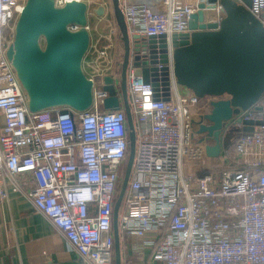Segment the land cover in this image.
Here are the masks:
<instances>
[{"label":"built area","instance_id":"obj_1","mask_svg":"<svg viewBox=\"0 0 264 264\" xmlns=\"http://www.w3.org/2000/svg\"><path fill=\"white\" fill-rule=\"evenodd\" d=\"M26 1L0 0V196L7 198L10 190L25 194L82 264H114V208L130 154L123 103L117 111L103 105L106 76L113 78L122 99L124 51L122 38L119 50L115 36L118 25L114 21V40L106 45L91 39L84 59V72L94 83L92 107L33 113L7 57ZM54 1L57 7L86 3L88 19L100 7L113 12L112 0ZM119 6L131 38L126 77L136 134L118 216L119 235L127 237L131 256L123 264H146L148 251L151 264H264V125L244 131L245 122L264 121V95L223 127V138L230 127L235 132L233 148L222 150L223 166L196 175L184 170L193 147L211 146L198 130L210 125L205 116L211 115L214 99L195 97L177 83L173 38L217 29L226 17L221 0H119ZM246 8L264 27V0H252ZM134 37L140 38L144 60L152 55L157 61L159 84L166 68L167 101L162 86L155 92L135 73ZM151 37L156 39L152 51L143 45ZM201 157L213 166L221 164Z\"/></svg>","mask_w":264,"mask_h":264},{"label":"water","instance_id":"obj_2","mask_svg":"<svg viewBox=\"0 0 264 264\" xmlns=\"http://www.w3.org/2000/svg\"><path fill=\"white\" fill-rule=\"evenodd\" d=\"M117 25L121 32L124 57L121 72V94L117 92L111 76L104 78V90L108 97L104 109L117 111L121 103L126 111L130 130V154L121 191L114 208L115 260L121 264V245L118 216L130 179L135 152L136 134L128 102L127 67L131 53V38L119 6V0H112ZM221 0L226 17L215 30L195 31L190 36H174L175 77L177 83L195 97H211V115L207 127L201 125L198 134L207 135L214 143L208 147L209 156L219 158L226 149L223 138L224 124L234 114L255 106L264 95V27L250 13L252 0ZM87 4L72 1L57 7L54 0H27L15 25L13 43L7 50L17 78L29 99L33 113L63 108V114L71 108L78 112L89 110L94 103V83L84 72L83 63L91 45L88 28ZM99 17L105 9L95 10ZM78 26L76 31L72 27ZM138 51L140 38L134 37ZM154 37L144 43L151 51ZM162 48H166L165 36L160 37ZM165 63L166 55L162 56ZM157 61L151 55L150 61H135V73L142 75L144 82L151 83L155 92L163 87L164 100H168L169 81L166 68L159 84ZM122 100V102H121ZM245 132L253 126L264 125V121H248ZM235 138V135H234ZM233 138V139H234ZM205 141L204 138L199 140ZM230 146V145H229ZM228 146V147H229Z\"/></svg>","mask_w":264,"mask_h":264},{"label":"crops","instance_id":"obj_3","mask_svg":"<svg viewBox=\"0 0 264 264\" xmlns=\"http://www.w3.org/2000/svg\"><path fill=\"white\" fill-rule=\"evenodd\" d=\"M100 18V21H104L103 17ZM89 26L91 38L94 40L90 23ZM203 163L206 167H215L206 165L207 161ZM223 165L224 163L220 164V166ZM198 171L195 169L190 174ZM120 245L121 264H123L131 258L128 254L127 237L120 235ZM149 255L150 251L145 254L146 264H151ZM135 259L133 256L132 260ZM0 264L82 263L65 238L42 214L36 211L26 195L10 190L7 198L0 196Z\"/></svg>","mask_w":264,"mask_h":264},{"label":"rangeland","instance_id":"obj_4","mask_svg":"<svg viewBox=\"0 0 264 264\" xmlns=\"http://www.w3.org/2000/svg\"><path fill=\"white\" fill-rule=\"evenodd\" d=\"M103 16H104L103 17L104 21H100L99 19H101V18L97 17L96 15L89 17V23L91 25V31L93 33V38H94L93 44H98L100 47L107 44L106 40H109V39L111 41L114 40V37L112 36V33H111V30H112L111 28L115 27L114 21L116 22L114 7H113V12L110 11V9H109L108 14L105 13V15H103ZM102 26H104V27H102ZM115 36L119 42L118 44H119V50H120V48H121V42H120L121 32H120L119 27L117 30V35H115ZM143 57H144V55L141 54L139 51L135 52V58H134L135 61H138V60L142 61L145 59ZM226 123L224 124V126H226ZM232 129L233 128L230 127L225 133L224 141H225V145H226V150L229 149L233 144V138H234L235 132ZM208 144L211 146L214 145V143L212 141H209ZM220 158L221 157H219L217 159L221 162ZM223 163H224V160L222 159L221 165ZM206 165H208V166L212 165L211 161L210 160L207 161ZM215 167H221V166H219V164H218ZM212 168H213L212 166H210V167L204 166L202 157H191V155H187L184 158V170L188 174L193 173V171H195V169L199 170L198 172L194 173V174H197V173L202 172L206 169H212Z\"/></svg>","mask_w":264,"mask_h":264},{"label":"bare ground","instance_id":"obj_5","mask_svg":"<svg viewBox=\"0 0 264 264\" xmlns=\"http://www.w3.org/2000/svg\"><path fill=\"white\" fill-rule=\"evenodd\" d=\"M203 155L209 156L208 147L205 148L193 147L191 149V157H201Z\"/></svg>","mask_w":264,"mask_h":264},{"label":"trees","instance_id":"obj_6","mask_svg":"<svg viewBox=\"0 0 264 264\" xmlns=\"http://www.w3.org/2000/svg\"><path fill=\"white\" fill-rule=\"evenodd\" d=\"M233 141H234V139H233ZM233 143H234V142H233ZM232 146H233V144H232ZM232 146H231V147H232ZM231 147H230L229 149H231ZM232 148H233V147H232Z\"/></svg>","mask_w":264,"mask_h":264}]
</instances>
